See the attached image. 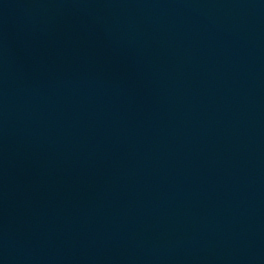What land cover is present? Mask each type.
<instances>
[{
  "label": "water",
  "instance_id": "water-1",
  "mask_svg": "<svg viewBox=\"0 0 264 264\" xmlns=\"http://www.w3.org/2000/svg\"><path fill=\"white\" fill-rule=\"evenodd\" d=\"M0 264H264V0H0Z\"/></svg>",
  "mask_w": 264,
  "mask_h": 264
}]
</instances>
